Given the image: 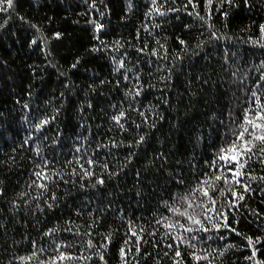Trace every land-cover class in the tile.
Returning <instances> with one entry per match:
<instances>
[{
	"label": "trees",
	"instance_id": "16d2710c",
	"mask_svg": "<svg viewBox=\"0 0 264 264\" xmlns=\"http://www.w3.org/2000/svg\"><path fill=\"white\" fill-rule=\"evenodd\" d=\"M0 7V264L61 253L74 259L56 264H264L256 149L240 178L248 191L214 184L226 221H205L207 232L164 226L195 228L170 209L223 174L210 165L264 104V0ZM229 187L244 196L235 207Z\"/></svg>",
	"mask_w": 264,
	"mask_h": 264
},
{
	"label": "snow or ice",
	"instance_id": "6c2138e0",
	"mask_svg": "<svg viewBox=\"0 0 264 264\" xmlns=\"http://www.w3.org/2000/svg\"><path fill=\"white\" fill-rule=\"evenodd\" d=\"M12 2L13 0H0V4L6 3L8 6H11ZM207 2L208 4H211L212 0H207ZM227 2L230 3L231 0H227ZM189 3H192V0H189ZM3 10L5 9L0 7V11ZM261 30L264 31V26H261ZM57 36H59V34H57ZM181 43H183V41H181ZM122 66L123 65L121 63V67ZM253 95L255 96V93ZM122 116L123 113H121L120 116L114 117L117 123H119ZM241 128L242 130L235 134L236 139L232 141L231 145L228 146L226 149L222 148L221 153L217 157V160H214L210 165V167L215 168L217 172H223V174L218 175L213 173L209 178L201 179L198 182L197 186L187 195L179 196L178 197L179 200L183 201L187 205V207L183 211H180L178 208L175 207L170 209V211L174 215H179L181 217H184L186 221H188L191 225L195 226V228L188 227L185 224L180 223V221H176L175 223H171V222L166 223L164 224L166 228L172 230L179 227L182 228L183 231L186 233H191L193 231L207 232L210 229L206 226L205 221L215 219L216 217H221L226 221L225 214L216 208V199L212 195V192L216 191L214 184L215 182L224 180L226 185H230V184L241 185L240 178L245 175L243 169L246 166L247 159L251 158L249 154H255L254 149H256L259 153L264 154V104L257 103L255 109H249L245 112ZM257 130H259V133H257ZM246 134H247V138H246ZM217 161H223L224 164L217 167ZM89 163L91 164L92 161H89ZM230 165H234L235 167H231ZM228 173L231 174L230 177ZM35 174L42 179L45 178L41 172H37ZM261 179H264V177H261ZM39 186L45 187V185H39ZM241 186L244 188V191H248L247 185H241ZM228 191L231 193V196L233 197V200L231 201L232 207L236 206L237 201L244 199V196L238 193L235 190V188L229 187ZM196 193H200L201 197L207 198V204L203 202L197 204L195 203L194 200L189 199V197H194ZM220 195H224V192L221 191ZM197 208L202 209V211L199 214H197L195 211ZM188 209H192L193 211L189 212ZM209 213H211L212 215H209ZM164 219L167 220L168 218L165 217ZM158 223H160V221H158ZM225 226L227 225L225 224ZM213 227H216V225H213ZM132 235L137 236L138 234L135 231H133ZM175 238L180 239L181 241L183 240V237L179 236V234H177ZM189 239L194 240L196 239V237L192 236ZM247 239L249 244L251 245L252 239L251 238H247ZM89 246L90 247L93 246L91 244V241H89ZM192 246L194 247V245ZM169 247H171V245H169ZM121 255L122 257L126 255L123 248L121 249ZM175 255L180 256V252L177 250ZM255 255L256 253L255 251H253V256ZM100 258L103 259V256H101ZM194 258L196 260L207 259V257H201L195 255ZM56 259H59L60 261H64V260L74 259V257L61 253L58 258H54L51 261V264H56Z\"/></svg>",
	"mask_w": 264,
	"mask_h": 264
}]
</instances>
